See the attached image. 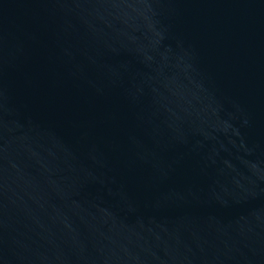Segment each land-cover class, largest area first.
<instances>
[{"label":"water","instance_id":"95a60500","mask_svg":"<svg viewBox=\"0 0 264 264\" xmlns=\"http://www.w3.org/2000/svg\"><path fill=\"white\" fill-rule=\"evenodd\" d=\"M0 264H264V0H0Z\"/></svg>","mask_w":264,"mask_h":264}]
</instances>
